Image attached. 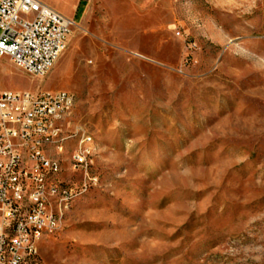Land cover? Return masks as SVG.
I'll list each match as a JSON object with an SVG mask.
<instances>
[{
    "label": "rangeland",
    "instance_id": "rangeland-1",
    "mask_svg": "<svg viewBox=\"0 0 264 264\" xmlns=\"http://www.w3.org/2000/svg\"><path fill=\"white\" fill-rule=\"evenodd\" d=\"M40 1L68 47L44 77L0 58V92L74 94L94 141L87 175L53 152L77 196L42 263L264 264V0Z\"/></svg>",
    "mask_w": 264,
    "mask_h": 264
},
{
    "label": "built area",
    "instance_id": "built-area-1",
    "mask_svg": "<svg viewBox=\"0 0 264 264\" xmlns=\"http://www.w3.org/2000/svg\"><path fill=\"white\" fill-rule=\"evenodd\" d=\"M75 26L74 19L40 0H0V58L44 77L65 52ZM70 94L0 92V264H43L37 239L59 228L61 216L49 210L46 200L52 186L42 188L39 179L53 175L54 184H64L58 179L61 163L48 160L45 144L68 123ZM67 144L53 149L61 154ZM93 155L92 142L83 151L75 149L71 170L87 175V157ZM64 190L66 198L54 193L60 206L70 208L77 193L65 184Z\"/></svg>",
    "mask_w": 264,
    "mask_h": 264
},
{
    "label": "bare ground",
    "instance_id": "bare-ground-1",
    "mask_svg": "<svg viewBox=\"0 0 264 264\" xmlns=\"http://www.w3.org/2000/svg\"><path fill=\"white\" fill-rule=\"evenodd\" d=\"M76 100L77 99L75 95L71 93L70 94V111L72 112H68V122L72 116L73 109L76 105ZM66 126H67V123H63V130H58L55 133H53L49 137V144H45V152H48V160H55V163H61V161L57 158L56 155L55 156L52 155V151H55V153H57V149H53V147H61L65 143H69V141L73 139H77L76 151H83L85 144L89 142H92V151H94V141L92 140V137L90 135L82 133L80 131L66 132L65 130ZM92 158L93 157H87L88 165H92ZM60 183L62 182L60 181ZM39 186H41L42 188H51L52 186V191L59 192V198H66V190H64V184H54L53 175L41 176L39 179ZM54 192H46V200L49 201V210L51 212H54L53 211L54 206L55 207L57 206L58 209H65V210L69 209V206H60V203H58V196H55ZM76 196L77 195H74V199L76 198ZM41 239L42 237H39L37 239V256H40L39 255V242L41 241Z\"/></svg>",
    "mask_w": 264,
    "mask_h": 264
},
{
    "label": "crops",
    "instance_id": "crops-1",
    "mask_svg": "<svg viewBox=\"0 0 264 264\" xmlns=\"http://www.w3.org/2000/svg\"><path fill=\"white\" fill-rule=\"evenodd\" d=\"M76 1H77V2H76V4H75L74 7H73V11H72L71 14H70L71 17H73V18L76 17L75 9H76L77 7H79V5H80V3H81L80 0H76ZM68 18H69V17H68ZM70 19H72V18H70ZM53 152H55V151H52V155H53ZM55 154L57 155V153H55ZM43 238H44V237H42L41 241L39 242V255H40V244H41Z\"/></svg>",
    "mask_w": 264,
    "mask_h": 264
},
{
    "label": "trees",
    "instance_id": "trees-1",
    "mask_svg": "<svg viewBox=\"0 0 264 264\" xmlns=\"http://www.w3.org/2000/svg\"><path fill=\"white\" fill-rule=\"evenodd\" d=\"M82 4V1H81V3H80V5Z\"/></svg>",
    "mask_w": 264,
    "mask_h": 264
}]
</instances>
